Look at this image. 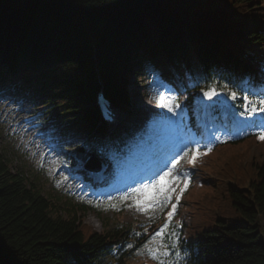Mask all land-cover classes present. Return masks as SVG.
<instances>
[{"label": "trees", "instance_id": "trees-1", "mask_svg": "<svg viewBox=\"0 0 264 264\" xmlns=\"http://www.w3.org/2000/svg\"><path fill=\"white\" fill-rule=\"evenodd\" d=\"M197 1L0 0V74L50 82L90 125L100 83L127 108L126 82L144 60L235 67L243 47L264 56V0H225L215 14ZM225 149L204 153L205 186L189 192L190 208L202 207L194 216L195 264H264V142ZM39 181L0 145V264H100L121 230L89 234V208Z\"/></svg>", "mask_w": 264, "mask_h": 264}, {"label": "snow or ice", "instance_id": "snow-or-ice-1", "mask_svg": "<svg viewBox=\"0 0 264 264\" xmlns=\"http://www.w3.org/2000/svg\"><path fill=\"white\" fill-rule=\"evenodd\" d=\"M205 95L208 96L209 99H211L213 95H216V92L213 89L205 93ZM261 95L264 96V93H261ZM230 96L233 100H235L237 98V92L235 91L230 92ZM158 99L160 101L161 107L167 108L169 111H173V107H176V108L179 107L178 103L173 105L172 103L164 102L165 99H168L170 101H175L176 100L175 96L166 98L161 95ZM243 99L247 101V104H245L244 107L248 109L250 113H254L257 110L264 112V98L253 101V100H249L248 96L245 95ZM257 104L260 105L259 109H257L256 107ZM241 115H243V113H241ZM260 138L264 139V131L260 133ZM185 155H187V153H185ZM190 162H194V158ZM177 163L178 161L173 162L170 168H168L166 171H162L156 174L155 177L152 178L148 183L142 182L140 183L138 187H133L131 189V192L129 194H126V196L123 198L126 199L128 195L144 197L143 200L137 199L134 201V204L137 208H143L144 210H148L149 208H156L159 206H164V205L169 204L172 200L173 194L177 192V189L173 187V185H176L180 182L179 176H170L171 172L175 171ZM184 175L185 177L187 176L186 173ZM166 177H169L167 183H162ZM179 191L182 192L183 188L179 189ZM177 199H179L178 196H177ZM172 209L174 212L175 204L172 205ZM173 212L168 213L169 219L171 218Z\"/></svg>", "mask_w": 264, "mask_h": 264}, {"label": "rangeland", "instance_id": "rangeland-1", "mask_svg": "<svg viewBox=\"0 0 264 264\" xmlns=\"http://www.w3.org/2000/svg\"><path fill=\"white\" fill-rule=\"evenodd\" d=\"M133 79H135V78H133ZM140 81V79H137V83H136V85H135V87L137 88V93H142L143 92V88H142V84L139 82ZM139 95L137 96V106L139 107V109H142V108H144V106H143V103L141 102V101H138L139 100ZM90 104H92V102H90ZM135 114H132V115H129L128 116V118H129V120L131 121V119L132 118H135ZM6 133H7V131H6ZM6 133H5V131L4 132H2V134H1V138H0V143H1V145H5V144H8V143H10V144H12L11 142H9V140H5L4 139V137H5V135H6ZM9 145V144H8ZM14 146V145H13ZM15 147V146H14ZM253 150H254V152H256V150L258 151V152H261V150H259L258 148H256V146H254L253 147ZM229 150H227V149H225L224 148V150H223V152H228ZM26 161H27V163H23L22 165H23V168L25 169H27V170H30V169H32L33 170V168H35V162L37 161V159L35 158V159H28L26 156H25V158H24ZM248 167V166H247ZM203 172H204V170H203ZM46 178V177H45ZM49 181H50V179H49ZM47 186L49 187L50 186V184L48 185L47 184ZM210 189H207V192H210V191H212V189H211V187H209ZM195 204L197 205V207L195 208V209H192V215H193V218H194V216H195V214H196V212L198 211V210H200L202 207H200V205H198L197 203H196V201H195ZM202 205H203V203H202ZM206 208V207H205ZM216 209H218V208H214V211H215V213H216ZM85 222H87V223H89L90 225H88V226H91L93 229H96V230H100V229H102V224H101V221L98 219V216H97V214L96 213H94L93 211H90V212H87V216L85 217ZM86 223V224H87ZM90 228V227H89ZM194 230H195V223H194V220H193V232H194ZM195 233V232H194Z\"/></svg>", "mask_w": 264, "mask_h": 264}, {"label": "bare ground", "instance_id": "bare-ground-1", "mask_svg": "<svg viewBox=\"0 0 264 264\" xmlns=\"http://www.w3.org/2000/svg\"><path fill=\"white\" fill-rule=\"evenodd\" d=\"M132 97H136V93L135 92L132 93ZM123 116H124V114L117 115L118 118H122ZM156 116L157 117H162L163 115L160 112H158V110L155 108L153 102H151V101L146 102L145 106H144V108L142 110V115H141L142 119L145 121V123L147 125H152V124L155 123V121L158 120L156 118ZM161 121H162V119H161ZM185 138H187V137H185ZM132 168H134V167H132Z\"/></svg>", "mask_w": 264, "mask_h": 264}]
</instances>
